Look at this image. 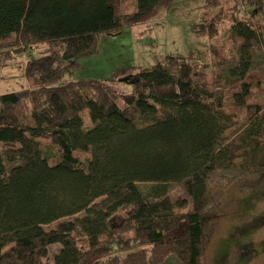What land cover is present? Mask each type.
Listing matches in <instances>:
<instances>
[{
  "label": "trees",
  "instance_id": "1",
  "mask_svg": "<svg viewBox=\"0 0 264 264\" xmlns=\"http://www.w3.org/2000/svg\"><path fill=\"white\" fill-rule=\"evenodd\" d=\"M19 1L15 10L0 0V51H11L12 60L23 56L16 63L28 85L0 96V220L12 223V232L0 235V264H104L119 253V264H164L171 256L202 264L209 186L224 173L264 179V111L245 102L252 48L264 52L261 34L234 17L229 31L240 41L238 56L215 68L240 83L234 105L249 112L227 144L231 117L223 95L193 58L171 55L136 67L120 83L128 93L102 78L65 80L97 53L98 34H121L188 0ZM120 1L130 4L122 10ZM195 1L198 9L220 0ZM234 1L250 5L253 16L264 14V0ZM191 27L207 37L217 33L214 18ZM57 61L64 64L56 68ZM208 147L217 151L197 155ZM88 163L98 168V197ZM173 187L184 196L174 198Z\"/></svg>",
  "mask_w": 264,
  "mask_h": 264
},
{
  "label": "rangeland",
  "instance_id": "2",
  "mask_svg": "<svg viewBox=\"0 0 264 264\" xmlns=\"http://www.w3.org/2000/svg\"><path fill=\"white\" fill-rule=\"evenodd\" d=\"M10 2L13 9L20 10L19 0ZM194 2L196 1H180L177 3L180 5L179 9L174 4L168 13L162 11L155 18L127 28L121 34H98L97 53L82 60L80 68L66 75L65 80L102 78L106 83L116 81L117 84L114 85L119 87L118 80L133 75L138 66H148L171 55L193 58L199 65L207 66L205 70L211 88L223 95V110L231 117V125L225 135L228 144L246 126L249 112L246 107L234 105L233 95L238 91L240 83L228 79L223 69L215 68L220 66V60L233 65L238 56L240 41L229 31L234 17L245 18L264 41V14L253 16L249 13L252 11L250 5L235 3L234 0H220L217 7L198 9L192 7ZM129 4L128 1H120L119 9L123 10ZM211 18L216 20L215 36L207 37L198 31L191 32L193 23ZM252 50V66L247 76L250 91L245 102L249 106L259 105L264 111V52L259 46ZM12 55L11 51H0V96L28 87L22 76L21 66L16 63L24 58L18 56L12 60ZM7 63L12 64L6 65ZM63 64L62 61H57L55 67ZM227 64L224 66L227 67ZM217 75L224 78H217ZM120 89L122 92H129L127 87L120 86ZM78 102L77 113L86 127L90 125V121L84 104L80 100ZM18 148L14 147L16 150ZM216 151L217 148L208 147L197 155L209 157ZM76 157L85 162L89 160L84 153H78ZM87 169L90 191L93 196L98 197L101 194L98 168L88 163ZM242 177L244 176L237 173H224L222 178L225 180L209 186V206L212 209L203 215L202 264H264V179L263 182H254L253 175L248 179ZM133 181L138 184L147 183L138 179ZM172 196L176 198L184 196V193L178 187H173ZM38 223L41 224L39 221ZM11 232L12 223L0 220V235ZM116 256L117 258L109 257L104 264H119L123 255L119 253ZM49 258L51 260L50 254ZM164 264L180 263L171 256Z\"/></svg>",
  "mask_w": 264,
  "mask_h": 264
},
{
  "label": "water",
  "instance_id": "3",
  "mask_svg": "<svg viewBox=\"0 0 264 264\" xmlns=\"http://www.w3.org/2000/svg\"><path fill=\"white\" fill-rule=\"evenodd\" d=\"M128 80H129V77H125V78L119 79L118 82L119 83H126V82H128Z\"/></svg>",
  "mask_w": 264,
  "mask_h": 264
},
{
  "label": "flooded vegetation",
  "instance_id": "4",
  "mask_svg": "<svg viewBox=\"0 0 264 264\" xmlns=\"http://www.w3.org/2000/svg\"><path fill=\"white\" fill-rule=\"evenodd\" d=\"M239 247H241V244L239 245Z\"/></svg>",
  "mask_w": 264,
  "mask_h": 264
}]
</instances>
